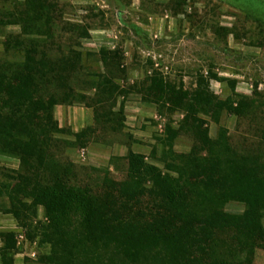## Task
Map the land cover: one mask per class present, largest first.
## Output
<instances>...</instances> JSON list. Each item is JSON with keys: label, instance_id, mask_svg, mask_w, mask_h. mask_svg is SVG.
<instances>
[{"label": "rangeland", "instance_id": "1", "mask_svg": "<svg viewBox=\"0 0 264 264\" xmlns=\"http://www.w3.org/2000/svg\"><path fill=\"white\" fill-rule=\"evenodd\" d=\"M26 1L0 0V22L7 21L6 12L20 14L31 10L25 6ZM41 1L49 7L45 17L50 20V37L47 38L51 39L46 36L20 39L17 25L0 26V75L4 68L19 66L25 47L34 44L35 51L45 52L49 61L57 58L58 51L62 58L70 57V61L77 56V68L81 69L85 80L87 75L94 73L102 75L99 80L110 79L129 91L120 95L114 109L117 111L120 104L123 106L125 137L95 132L89 142L77 144L74 135L94 127V111L78 101L76 91L68 98L69 105L51 109L58 131L55 137L70 146L67 149L63 146V149L74 166L99 171L100 177L95 173L98 180L106 178L114 183H127L126 177L133 176L127 170L129 151L142 161L139 173L144 170L145 174L136 177L143 178L144 187L149 177L146 167L155 169L159 175L170 172L171 177H176L164 153H170L173 159L174 154L189 152L192 143L189 133L180 131L189 110L190 114L195 113L192 117L201 122V130L207 131L210 141V152L206 153L205 149L199 157L216 153L218 160L230 169V150L245 154L253 148L252 134L264 127V0ZM103 50L117 52L116 70L109 71L99 62ZM154 73L166 84L186 93H192L200 82L203 99L207 95L208 99L227 105L222 110L205 107L201 111L155 105L136 94L138 88L149 85ZM133 86L136 90H127ZM93 94L89 90L79 95L87 98L85 102L88 103ZM10 109L9 114H13L14 108ZM0 110L4 111L1 105ZM46 122L42 118L36 124ZM18 169L19 160L0 150V187L12 186ZM128 184L132 189L135 187L130 179ZM3 194L4 190L0 189V195ZM201 194L193 198L196 214L202 209L198 206L202 203ZM6 203L1 197L3 208ZM3 208H0V248L8 245L4 236L9 235L14 245L13 264H155L154 255L148 252H141L139 259L130 263L122 259V248L91 246L79 238L74 240L77 250L53 249L48 244L53 238L46 236L50 230L42 208H36L34 215L27 211L28 228ZM211 209L215 207L204 208V214H209ZM244 209V204L238 201L223 205V212L233 216L242 214ZM75 220L64 229L71 228L73 236H78L80 230ZM260 223L264 229V210L260 212ZM222 241H216L220 251L225 247ZM245 256L240 258L243 260ZM9 257L7 253L6 262ZM251 264H264V250L253 249Z\"/></svg>", "mask_w": 264, "mask_h": 264}, {"label": "trees", "instance_id": "2", "mask_svg": "<svg viewBox=\"0 0 264 264\" xmlns=\"http://www.w3.org/2000/svg\"><path fill=\"white\" fill-rule=\"evenodd\" d=\"M25 6L31 10L20 14L6 12L7 21L0 22V26L17 25L20 39L35 36L51 39L47 38L50 37V20L45 17L49 12L47 3L27 0ZM34 48V44H28L23 62L17 67L2 68L0 75V105L4 110H0V150L19 160L13 185L0 187L4 190L0 198L7 200L5 207L0 204V208L6 209L25 228L30 227L27 211L34 215L36 208H42L50 230L46 236L53 238L48 244L60 251L77 250L74 240L79 238L91 246L122 248L119 250L122 259L130 263L139 259L141 252H148L154 255L155 264L159 261L160 264H251L253 249L264 250V229L260 223V212L264 210V127L252 134L255 142L248 153L230 150L229 169L216 153L199 157L205 149L210 152V141L207 131L201 130V122L192 117L195 113L190 114L189 110L180 126V131L189 133L192 142L189 152L174 154L173 159L170 153H164L176 177H171L170 172L159 175L155 169L146 167L149 177L144 187L143 178L136 177L145 174L144 170L139 173L142 161L128 151L127 170L134 177L127 176V183H114L105 177L95 179V173L100 177L99 171L76 167L67 159L64 150L70 146L56 139L58 131L51 109L69 105L68 98L75 91L79 94L93 91L88 103L87 98L76 93L78 101L94 111V127L74 135L77 144H86L95 132L125 137L123 106L114 109L120 95L129 91L110 79L99 80L102 75L94 73L85 80L77 68L75 55L74 61H70V57L62 58L58 51L57 58L49 61L45 52H36ZM116 55V51L103 50L99 62L109 71L116 70ZM149 82L138 88L136 94L161 107L201 111L205 107L222 110L227 105L214 102L207 95V100L203 99L200 82L192 93L166 84L158 73ZM127 90L136 89L133 86ZM10 108H14L13 114H9ZM235 111L238 116V109ZM42 118L46 124H36ZM129 179L133 181V189ZM201 192L203 199L198 206L202 209L196 214L193 198ZM229 201L244 204L243 213L235 216L224 213L223 205ZM210 206L215 209L205 215L204 208ZM74 219L80 230L78 236H73L71 228L64 229ZM4 237L8 245L0 248V261L13 264V241L9 235ZM221 239L224 251L217 249L216 241ZM243 254L246 258L242 260Z\"/></svg>", "mask_w": 264, "mask_h": 264}]
</instances>
